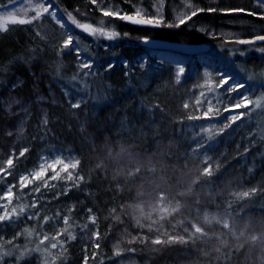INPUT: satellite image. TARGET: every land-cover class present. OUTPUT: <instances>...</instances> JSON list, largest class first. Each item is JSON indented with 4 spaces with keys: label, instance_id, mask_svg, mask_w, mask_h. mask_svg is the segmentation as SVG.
Wrapping results in <instances>:
<instances>
[{
    "label": "trees",
    "instance_id": "obj_1",
    "mask_svg": "<svg viewBox=\"0 0 264 264\" xmlns=\"http://www.w3.org/2000/svg\"><path fill=\"white\" fill-rule=\"evenodd\" d=\"M51 1L61 10L77 7L112 22L120 40L110 52L121 57L107 56L82 68L74 47L62 48L66 28L49 16L0 30V167L9 157L15 164L12 174L0 181V196L16 185L11 203L0 199V205L6 204L8 213L26 206L19 218L12 215L0 222L2 249L15 252L7 264H264V110L255 103L243 106L245 98L255 102L264 96V84L243 78L217 87L222 68L215 56L212 63L196 62L178 75L171 61L155 55L140 62L134 52L147 48L131 42L141 37L204 42L216 55H225L220 46L237 48L239 40L264 36V8L253 0ZM156 1L162 3L163 16L157 26L104 16L101 11L134 14L137 5L150 7ZM181 1L203 11L176 24L173 11ZM252 44L262 46L264 40ZM235 60L259 70L264 67V55L252 53ZM197 99L203 102L197 104ZM78 101L80 107H72ZM209 101L213 112L204 118ZM212 127L223 131L208 140L201 129ZM24 149L28 151L16 160ZM59 156L66 162L80 161L75 173L84 180L78 187L53 180L54 187L39 193L31 191L39 181L19 188L21 175L36 169L41 157ZM208 165L212 175H202ZM245 191L248 197L237 195ZM161 193L167 197L163 205ZM176 201L179 211L160 221V207L170 210ZM4 212L0 208V214ZM37 213L38 218H28ZM205 214L227 219L230 228L215 221L203 225ZM65 216L75 239L63 233ZM45 217L51 219L45 222ZM193 223L208 235L190 240ZM25 229L32 231L30 237ZM45 235L49 239L41 244ZM253 235L260 238L252 241ZM169 236H183L188 242H152L167 241ZM14 237L19 250L5 243ZM53 243L57 247L52 248ZM25 246L30 254L17 261ZM37 246L40 251H34Z\"/></svg>",
    "mask_w": 264,
    "mask_h": 264
},
{
    "label": "snow or ice",
    "instance_id": "obj_2",
    "mask_svg": "<svg viewBox=\"0 0 264 264\" xmlns=\"http://www.w3.org/2000/svg\"><path fill=\"white\" fill-rule=\"evenodd\" d=\"M10 3L14 2V0H9ZM97 2V0H92V3L95 4ZM257 5L261 8H264V0H257ZM187 8H191V13L189 14H181L180 16H178V21L179 24H184L186 22V20H191L193 17H195L199 11H203V9H197L194 6H192L191 4H186ZM161 8H162V3L160 4V6H158L156 8L157 11V15L155 17H149V18H142L147 16L148 14L144 12L143 9L141 8H137L136 12L134 15H128V14H122L120 9H116V10H112V9H108V10H104L103 8L101 9L102 13L104 16H112V17H117L121 20H126L128 22L131 23H135V24H160L163 22V16L161 14ZM50 9H53V5L50 2V0H40V2L36 3L34 5L33 10L35 11V16L32 17V19L27 20V19H20V20H15L13 19L12 22L13 23H20V24H30L32 23L33 20H38L40 19L45 13L48 14L49 16H51L54 20H56V22L58 24H60L61 27H64V23L62 22V20L57 16L56 11L52 10L50 11ZM208 11H215V9H208ZM239 11H244L243 9H239ZM250 15L254 14V13H249ZM5 15V19H7L8 17H13L14 14L13 13H7L4 14ZM70 18H71V14H69ZM137 17H141V18H137ZM73 23H76L75 20H73ZM77 27L81 28L82 30L89 32L91 35L94 36H104L107 37L108 39H113L115 38L118 33H116L115 31H106L105 28L103 26L99 27V28H93L90 25L87 24H79L77 23L76 25ZM179 26V25H177ZM74 37L69 35L63 42L62 48H70V46H74ZM258 39L260 40H264V36L258 37ZM240 43H246V41H240ZM82 68H91L92 65L90 63H82L80 65ZM112 65H109V68H111ZM184 69L180 68L179 72L183 73ZM87 75V73H86ZM262 75H264V73H262ZM253 76H249V79H253ZM73 79H75V77H73ZM177 82H179V77H177ZM227 83V79L226 78H221V83L217 85V87L221 86V84H226ZM242 87V85H240ZM15 87V86H14ZM232 91H235V87H232L231 89ZM211 91V89H210ZM67 94V93H66ZM201 95L203 96L204 94L201 93ZM14 103H19V101H13ZM203 101H201L200 99H197L196 103L197 104H201ZM80 101L76 102L75 104H72V107L74 108H78L80 107ZM209 103V108L208 111L205 112L204 118H210L209 114L213 112V107L211 106V101L208 102ZM251 103H255V106L257 108L261 107L262 105H264V96L259 97L255 102L248 100L247 98H245V101L243 102V106L247 107L249 104ZM241 105H236V107H240ZM10 107V105H9ZM185 108H188L189 105L186 103L184 104ZM241 115H244L243 113L234 116L232 119L236 120L239 119ZM201 117H197V116H189L188 119L193 120V119H200ZM47 117L45 116L43 123L46 125L47 124ZM227 127V126H226ZM202 132L207 134V139L208 140H212L215 136V134H217V132H222L223 129H219L216 130L214 127L212 128H202L201 129ZM9 135H11V133H9ZM199 147H204L203 144L199 145ZM28 151V149H24L23 151H21L19 153V156L16 157V160H19L20 157H23L25 155V153ZM15 155V154H13ZM207 157H205V161H207ZM80 161L75 159V158H71L68 159L66 162V158L59 156L56 157L54 160H49L47 157H41V163L39 164V166L36 169H33L31 172L25 174V175H21L20 177V181H19V188L22 190L23 188L27 187L30 184H36L37 181H39L40 183L37 184L36 187L32 188L31 191L35 192V193H39L41 191V188H51L54 187L55 185L51 184L50 181L53 180H66V181H71L72 182V186L74 187H78L80 182H82L84 180L83 176L78 175L77 173H75V170L78 168ZM57 166L59 167V170H57ZM15 164H14V159L12 157H9L5 162H4V166L0 167V173H2L3 175H0V181H3L7 178L8 175H11V169H14ZM51 170L53 175L52 176H48L47 173L48 171ZM140 169L137 168L136 172H139ZM61 173H64V175H61ZM130 175L132 173H129ZM202 175H207L210 176L212 175V167L211 165H208V167H205L202 171ZM195 182V181H194ZM16 187V185H9L8 186V190L7 192L4 193L3 196H0V199L3 200H7L8 203H11V199L14 196V193L12 192V188ZM191 191V189H189V192ZM256 190L253 189L252 192H255ZM64 194H67V192H65ZM184 193H179V195H183ZM239 197H248L250 195L249 192L245 191L243 193H238L237 194ZM17 199H19V197H16ZM167 199L166 196H164L163 193L160 194V198H159V204L163 205L164 201ZM38 201L34 200L31 207L35 208L37 206ZM172 203L171 200H168V205L170 206ZM181 205L179 201H176V207H173L169 210L168 206H164V207H160V212L165 214V215H161V219H164L166 217V215H172L173 213H176L179 211ZM0 208H4L5 212L4 214H0V222L5 221V220H11L12 219V215H16L17 218H19L21 215H23V213L26 210V206L25 205H21L19 208V212L16 211V209L14 208L12 210V213H8L7 212V205H0ZM71 211V209L69 210ZM91 211V209H89V212ZM113 211H115L113 209ZM155 211V209H154ZM38 213L34 216H29V219H33V218H38ZM57 216H59V213H57ZM148 218H151V214H149ZM45 222H47L49 219V217H45ZM64 220V224L66 225V227L63 229V233H66L70 239H75V236L69 231V229L72 227L71 224H69V217L65 216L63 218ZM92 223H95V217H91L90 218ZM212 221H215L216 223H222L224 228H230V224L228 222L227 219L221 220L220 218L213 216L211 219L208 218V215L205 214V222L206 223H212ZM137 223L139 224L140 222L137 221ZM153 223H156V221H153ZM83 227H87V225H84ZM149 227H151V225H149ZM185 231H188V229H185ZM24 233L27 234V236H31L32 235V231H29L28 229L24 230ZM22 233H17V236L21 235ZM96 239H99V233L96 232L94 233ZM208 233L205 232V230L200 227L198 224L193 223L192 224V231L189 234V239L193 240V242L195 240L201 239L204 236H207ZM241 235H243V233H241ZM260 237L253 235L251 237L252 241H256L258 240ZM49 239V237L47 235H45L43 237V239H41L40 243L43 244L44 240ZM53 239H55V237H53ZM135 239V238H134ZM0 240H3L2 237H0ZM14 240L15 237L13 238V240H9V241H5V243H9V244H13L14 249L15 250H19V246L14 244ZM180 242V243H187L188 241L185 240V238L183 236L180 237H171L169 236L167 241H162L161 239L157 238L154 241H152L155 244H160V243H171V242ZM61 246H63V242H61ZM52 248L57 247V244L53 243L51 245ZM96 247H99V244H96ZM3 248V244H0V249ZM34 251H40L39 247L37 246L36 249H34ZM134 251V250H132ZM217 251H219V249H217ZM15 252L13 250H4V251H0V264H2L3 260L5 257H10L12 255H14ZM30 254L29 250L27 249V247L25 246L24 250H21L19 252V255L16 257L17 261L22 260L26 255ZM117 255L120 254L119 251L116 252Z\"/></svg>",
    "mask_w": 264,
    "mask_h": 264
},
{
    "label": "rangeland",
    "instance_id": "obj_3",
    "mask_svg": "<svg viewBox=\"0 0 264 264\" xmlns=\"http://www.w3.org/2000/svg\"><path fill=\"white\" fill-rule=\"evenodd\" d=\"M160 1V0H159ZM159 1H156L154 4H152L150 7H144V6H139L137 5L135 7V12L137 8H141L144 10L145 13H147L148 15L142 18H149V17H155L157 15V11L156 8L158 6H160L158 3ZM40 2V0H14V2L10 3L9 0H6L4 3L0 2V30L1 29H5V27L8 24L13 23L12 20H20V19H27L30 20L32 19L33 16H35V11L33 10L34 5L36 3ZM50 2L53 5V9H50V11L55 10L57 16L62 20V22L64 23V27L62 28H66L67 30V34L66 35H71L73 36L74 39V49L75 52L78 54L77 58H80L78 61L79 63H90L92 64V62L97 63L96 61H100L102 59H104L105 57H110L111 59L117 58V57H121L120 53H114V52H110V47L114 46L116 44V42H118V40H120V35L118 34L115 38L113 39H108L107 37L104 36H94L91 35L89 32H86L84 30H82L81 28L77 27V23L79 24H87L90 25L93 28H99L101 26H103L105 28L106 31H114V26L112 22L107 21V19L105 17H97V16H92L89 13H87L84 9H80L77 7H73L72 10H61L59 9V7L56 6V4H54L53 1L50 0ZM186 3L184 1H181L180 4H177L176 7H174V11H173V15H174V19L176 20L175 23H179L178 21V16H180L181 14H190L191 13V8H187L186 7ZM192 5V4H191ZM194 6V5H192ZM195 8H198L196 6H194ZM110 9V8H108ZM107 8H105L104 10H108ZM134 12V14H135ZM7 13H13L14 16L13 17H8L7 19H5V15ZM69 14H71V18L69 16ZM128 14V13H125ZM134 14H128V15H134ZM162 14V13H161ZM49 15L48 14H44L43 17L44 19L47 18ZM52 20H54L51 16H49ZM42 18V17H41ZM138 19L141 17H137ZM73 20L76 21V23H73ZM56 22V20H54ZM57 23V22H56ZM58 24V23H57ZM135 24V23H134ZM161 24V23H160ZM60 25V24H58ZM146 25V24H144ZM147 25H152V26H157L159 24H147ZM116 32V31H115ZM118 33V32H116ZM67 36V37H68ZM139 38H132L133 43L138 44ZM245 43H240V40L237 41L236 47L237 48H233V46L228 47L226 46H220V48H222V50H225V55L222 54H217L220 57H218L215 52H212V57H217L219 61H217L216 63H218V67L221 69L222 68V77L226 78L227 81H242V79L244 78L245 80L248 81V83H254V84H264V75H262V73H264V67L259 69H255L254 67H250L248 65H246L244 63V61H236L235 57H239L240 59H243L246 55L248 54H254L258 57H262L264 55V45L260 46V45H254V44H249V46H245ZM139 45V44H138ZM239 46V47H238ZM139 49V48H138ZM219 52L221 50H218ZM148 55H155V54H151L146 50H137V52H134V56L137 57V59H139L140 62H145ZM224 56V57H223ZM155 57L159 60L162 61H171V63L176 67V71L177 74L180 75L182 73L179 72L180 68H183L185 72V69H190V67H192L194 65V61L193 60H186V59H180L178 60H171V59H167L163 54H156ZM110 59V60H111ZM212 63V60L211 62ZM214 63V62H213ZM80 64V65H81ZM249 76H253V79H249ZM241 85V84H240ZM260 109L264 110V105H262L261 107H259ZM258 108V109H259ZM140 212V210L138 211ZM161 215H165L161 212L157 213V217H159L160 221L161 220H167V218H169L170 215H166V217L164 219H161ZM142 214L139 216L141 217ZM205 217V215L203 216ZM170 219V218H169ZM201 223L203 225L206 224L205 222V218L202 219ZM200 223V224H201ZM201 224V225H202ZM1 251H4L3 249ZM9 257H5L2 264H7L6 259Z\"/></svg>",
    "mask_w": 264,
    "mask_h": 264
},
{
    "label": "water",
    "instance_id": "obj_4",
    "mask_svg": "<svg viewBox=\"0 0 264 264\" xmlns=\"http://www.w3.org/2000/svg\"><path fill=\"white\" fill-rule=\"evenodd\" d=\"M257 3V0H253ZM246 43L261 42L258 37L252 38L251 40H243ZM141 47L150 48V49H170L176 52L183 54H194L200 52L209 51V45L206 43H184V42H175L171 40L155 39V38H144L141 37L138 40Z\"/></svg>",
    "mask_w": 264,
    "mask_h": 264
},
{
    "label": "flooded vegetation",
    "instance_id": "obj_5",
    "mask_svg": "<svg viewBox=\"0 0 264 264\" xmlns=\"http://www.w3.org/2000/svg\"><path fill=\"white\" fill-rule=\"evenodd\" d=\"M164 40V39H163ZM168 41V40H167ZM171 41H175V42H184L187 43L185 41L182 40H171ZM191 43V42H189ZM200 43H204V42H200ZM208 44V43H206ZM209 45V44H208ZM210 48V45H209ZM146 51H148L151 54H163L167 59H171V60H180V59H186V60H193L194 63L196 62H205V63H210L211 62V57H212V49L210 48L209 51L207 52H200V53H194V54H183V53H178L176 51L170 50V49H147Z\"/></svg>",
    "mask_w": 264,
    "mask_h": 264
}]
</instances>
